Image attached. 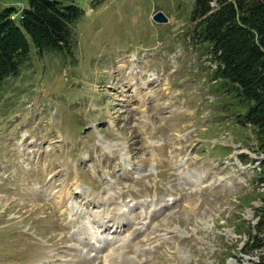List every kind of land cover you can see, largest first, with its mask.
I'll return each mask as SVG.
<instances>
[{
  "label": "rangeland",
  "instance_id": "1",
  "mask_svg": "<svg viewBox=\"0 0 264 264\" xmlns=\"http://www.w3.org/2000/svg\"><path fill=\"white\" fill-rule=\"evenodd\" d=\"M70 1L72 54L32 44L0 92V264L248 263L264 154L192 41L195 0Z\"/></svg>",
  "mask_w": 264,
  "mask_h": 264
},
{
  "label": "trees",
  "instance_id": "2",
  "mask_svg": "<svg viewBox=\"0 0 264 264\" xmlns=\"http://www.w3.org/2000/svg\"><path fill=\"white\" fill-rule=\"evenodd\" d=\"M15 11H0V92L4 81L27 64L32 44L40 55L72 54L74 26L83 15L70 0H30L12 18ZM190 21L192 41L205 47L216 65L217 91L234 100L225 103L226 109L234 111L238 124L253 129L255 151L264 154V0H195ZM259 168L258 182L264 186V158ZM260 198L255 223L236 221L237 232L249 228L242 248L249 262L237 264H264V189Z\"/></svg>",
  "mask_w": 264,
  "mask_h": 264
},
{
  "label": "water",
  "instance_id": "3",
  "mask_svg": "<svg viewBox=\"0 0 264 264\" xmlns=\"http://www.w3.org/2000/svg\"><path fill=\"white\" fill-rule=\"evenodd\" d=\"M154 19L158 22H167L168 21V18L167 16L165 15L164 12L162 11H158L155 15H154Z\"/></svg>",
  "mask_w": 264,
  "mask_h": 264
},
{
  "label": "bare ground",
  "instance_id": "4",
  "mask_svg": "<svg viewBox=\"0 0 264 264\" xmlns=\"http://www.w3.org/2000/svg\"><path fill=\"white\" fill-rule=\"evenodd\" d=\"M119 209H120V208H119ZM112 211L115 212V206L113 207ZM120 212H121V210H120V211H119V210H118V211L116 210V212H115V214H114V216H117L118 219L121 218V213H120ZM111 213H112V212H111ZM118 219H117V220H118ZM119 220H120V219H119ZM119 226H120V225H117V227H119Z\"/></svg>",
  "mask_w": 264,
  "mask_h": 264
}]
</instances>
